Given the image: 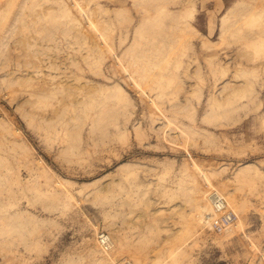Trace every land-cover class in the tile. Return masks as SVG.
Instances as JSON below:
<instances>
[{"label":"rangeland","instance_id":"obj_1","mask_svg":"<svg viewBox=\"0 0 264 264\" xmlns=\"http://www.w3.org/2000/svg\"><path fill=\"white\" fill-rule=\"evenodd\" d=\"M127 262L264 264V0H0V264Z\"/></svg>","mask_w":264,"mask_h":264},{"label":"bare ground","instance_id":"obj_2","mask_svg":"<svg viewBox=\"0 0 264 264\" xmlns=\"http://www.w3.org/2000/svg\"><path fill=\"white\" fill-rule=\"evenodd\" d=\"M160 3V2H159ZM163 6V5H162ZM166 8V7H165ZM164 8V9H165ZM158 9V8H157ZM164 9H162V10H164ZM160 10V12H161V7L156 11V12H158ZM164 13V12H163ZM157 15H159V12L158 13H156ZM165 15L167 14L166 13V11H165V13H164ZM164 14H162V12L160 13V16H159V18H161L162 17V19H166L167 17H164L163 18V16H161V15H164ZM164 15V16H165ZM169 15H171L169 18H171L172 19V14H169ZM168 16V15H167ZM175 16V15H174ZM175 19H177V18H175ZM152 20H154V19H152ZM152 20L150 21L151 22V25L153 26V24H152ZM160 21H161V19H159ZM159 20H157V21H159ZM146 21L148 22V19H146ZM163 21V20H162ZM150 22H148V23H150ZM153 22H156L155 20L153 21ZM94 23V22H93ZM92 22H91V24H93ZM146 23V22H145ZM146 25H148L147 23L144 25V27H142V26H140L141 27V29H139L138 30V32L139 31H143L144 29L145 30H147L146 28H148V26H146ZM145 30H144V32H145ZM116 88H120V87H116ZM247 169H248V167H247ZM251 168H249L248 170H250ZM252 170V169H251ZM245 171V170H244ZM242 173H243V170L241 171ZM251 172V171H250ZM245 173V172H244ZM248 173H249V171H248ZM247 173V174H248ZM201 174H203V173H201ZM206 175L207 176H209V178H207L208 180L210 179V176L211 175H209L208 173H206ZM241 175V174H240ZM246 175V174H245ZM244 175V176H245ZM205 176V175H204ZM243 176V175H242ZM243 176V177H244ZM206 178V177H205ZM202 210L203 211H205V210H208V207H207V205H203L202 206ZM98 240V243H99V246H100V248H101V250H102V252L104 253V254H109V253H111L112 252V250H113V248L115 247V245H114V241H113V239L111 238V236L109 235V234H106V233H101V234H98V238H97ZM125 264H129L128 262L127 263H125Z\"/></svg>","mask_w":264,"mask_h":264}]
</instances>
